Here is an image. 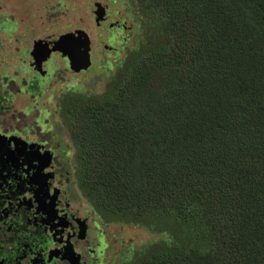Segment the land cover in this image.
Segmentation results:
<instances>
[{
    "label": "trees",
    "instance_id": "16d2710c",
    "mask_svg": "<svg viewBox=\"0 0 264 264\" xmlns=\"http://www.w3.org/2000/svg\"><path fill=\"white\" fill-rule=\"evenodd\" d=\"M122 4L136 45L58 106L84 198L164 235L128 264H264V0Z\"/></svg>",
    "mask_w": 264,
    "mask_h": 264
},
{
    "label": "flooded vegetation",
    "instance_id": "af4514ba",
    "mask_svg": "<svg viewBox=\"0 0 264 264\" xmlns=\"http://www.w3.org/2000/svg\"><path fill=\"white\" fill-rule=\"evenodd\" d=\"M104 24L110 49L114 46L121 53L116 45L129 37L124 31L115 32V24L108 19ZM56 52L76 71L71 68L75 55L71 59L53 50L51 56L36 58L32 50L24 48L20 64L13 66L16 74L5 71L0 81V264H116L108 258L109 236L99 214L93 209L85 215L72 210L64 188L72 187L71 171L60 178L56 162L53 112L48 105H39L59 69L53 60ZM22 94L32 98L17 114L13 105ZM63 95L55 98L57 106ZM54 97L51 91L48 103ZM34 110L37 114L32 115ZM31 115L33 122L27 123L25 119ZM71 154L68 150L65 156Z\"/></svg>",
    "mask_w": 264,
    "mask_h": 264
},
{
    "label": "rangeland",
    "instance_id": "374dc122",
    "mask_svg": "<svg viewBox=\"0 0 264 264\" xmlns=\"http://www.w3.org/2000/svg\"><path fill=\"white\" fill-rule=\"evenodd\" d=\"M112 1L0 0V81L5 71H8L9 75L16 74L13 66L20 64L24 48L32 50L36 58L51 56L53 50L47 49L44 43L49 34L59 35L73 28L85 29L88 34L92 61L89 68L79 72L71 71L68 68L69 64L56 52L53 60L59 69L39 102L40 107L48 105L53 112L51 123L54 125L53 133L57 139L54 149L57 153L58 171L61 173L60 178H66L69 175L67 172L71 171L72 187L65 185L64 188L67 187L72 210L80 215L87 214L88 210L92 212V206L84 198L77 183L74 145L67 129L62 125L56 99L71 90L87 94H101L105 90L108 68H111L112 61L120 55L114 51V46L110 49L108 45L111 43L106 39L105 20L108 19L115 24V32L124 31L123 35L129 37L125 43L118 42L116 45L121 50V58L128 48L136 45L141 37V25L122 4V0H115L116 3ZM122 24L125 25L123 28L126 27L124 30L121 29ZM25 60L27 62L28 58ZM13 90L16 92L17 87L14 86ZM51 91L54 92L55 97L48 103L47 98ZM31 98L32 96L28 94H22L18 100L14 101V112L18 114L19 109ZM28 110H25V113ZM10 114V112L7 113V119L11 118ZM35 114L37 110L32 112V115ZM32 115L25 119L27 123L33 122ZM68 150L72 151V154L66 157L65 153ZM99 216L102 219V227L109 236L108 258L114 260L116 264H122L124 261L127 264L132 262L137 253L146 250L151 244L161 241L164 237L143 223L107 220L100 214Z\"/></svg>",
    "mask_w": 264,
    "mask_h": 264
},
{
    "label": "water",
    "instance_id": "95a60500",
    "mask_svg": "<svg viewBox=\"0 0 264 264\" xmlns=\"http://www.w3.org/2000/svg\"><path fill=\"white\" fill-rule=\"evenodd\" d=\"M44 43L47 49L60 50L63 55L71 59L75 55V62L71 65L73 70H86L92 63L89 51L90 40L85 29L73 28L59 35L52 33L49 38L44 40ZM37 63L39 64V62Z\"/></svg>",
    "mask_w": 264,
    "mask_h": 264
}]
</instances>
